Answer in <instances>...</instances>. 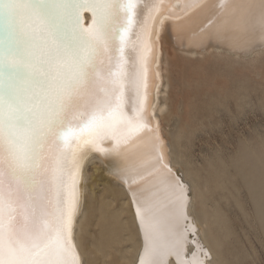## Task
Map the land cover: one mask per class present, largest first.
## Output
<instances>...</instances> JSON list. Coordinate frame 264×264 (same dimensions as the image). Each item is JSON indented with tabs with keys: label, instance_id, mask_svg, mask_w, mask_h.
I'll list each match as a JSON object with an SVG mask.
<instances>
[{
	"label": "snow or ice",
	"instance_id": "1",
	"mask_svg": "<svg viewBox=\"0 0 264 264\" xmlns=\"http://www.w3.org/2000/svg\"><path fill=\"white\" fill-rule=\"evenodd\" d=\"M253 7L264 22V0ZM157 13L158 4L140 0H0V264H81L78 161L152 131ZM156 165L171 172L163 155ZM162 183L171 189L172 219L159 242L146 193L133 197L144 239L139 264H167L171 255L178 264H204L181 259L189 228L181 225L188 220L184 186L171 176Z\"/></svg>",
	"mask_w": 264,
	"mask_h": 264
},
{
	"label": "bare ground",
	"instance_id": "2",
	"mask_svg": "<svg viewBox=\"0 0 264 264\" xmlns=\"http://www.w3.org/2000/svg\"><path fill=\"white\" fill-rule=\"evenodd\" d=\"M141 3L158 4L157 15L162 13L163 17V22L154 26L152 36L154 85L148 109L152 131L130 134L119 150L93 149L80 156L79 206L74 217L76 250L81 264H138L144 239L135 217L133 197L146 193L152 215L160 222L159 242L161 230L172 219L171 189L162 183L171 176L184 186L187 205L188 220L181 225L187 223L189 228L181 259L195 256L204 264H231V232L224 209L233 200L232 191L238 189L237 178L251 196L264 228V143L245 146L238 161L228 167L215 160L198 170L192 167L185 150L197 129L208 123L215 97L226 102L234 99V105L242 107L239 92L250 80L238 65L264 58V22L259 9L253 7L260 0ZM83 18L85 25L90 23L91 13L83 12ZM149 25L152 26L151 21ZM212 58L230 60V70L236 66L239 69L233 75L211 77L205 65ZM261 63L264 66V61ZM259 76L260 73L255 75ZM213 85L217 87L216 96ZM103 146L107 148V142ZM160 155L171 168L170 173L160 165L152 167ZM140 184L143 187L137 188ZM166 260L167 264H178L175 255Z\"/></svg>",
	"mask_w": 264,
	"mask_h": 264
},
{
	"label": "rangeland",
	"instance_id": "3",
	"mask_svg": "<svg viewBox=\"0 0 264 264\" xmlns=\"http://www.w3.org/2000/svg\"><path fill=\"white\" fill-rule=\"evenodd\" d=\"M262 61L264 58L256 63L238 65L243 67L242 73L250 80L239 92L242 96L240 109L234 105V99L226 102L215 97L208 123L197 129L185 150L190 155L193 168L203 169L209 161L215 160L225 162L228 167L233 161H238L239 152L245 146L252 147L254 144L264 143V66ZM229 62L231 61L223 58H212L205 67L208 68L207 72L211 77L233 75L239 68L236 66L230 70ZM198 63L203 62L198 61ZM259 73L260 76L255 77ZM212 91L214 96L218 95L217 87L214 85ZM230 169L232 172L233 168L229 167L228 171ZM236 182L238 189L232 191L233 200L224 209L231 232L230 263L264 264V228L259 220L260 217L256 215V208L248 191L240 184L238 178Z\"/></svg>",
	"mask_w": 264,
	"mask_h": 264
},
{
	"label": "water",
	"instance_id": "4",
	"mask_svg": "<svg viewBox=\"0 0 264 264\" xmlns=\"http://www.w3.org/2000/svg\"><path fill=\"white\" fill-rule=\"evenodd\" d=\"M140 2H141V0H140ZM141 5H142V3H141ZM84 14H86V16H87V13H84ZM83 25H85V21L84 20H83ZM88 25H89V21L87 22V24L84 27H87ZM4 38H5L4 25H3L2 20H0V41H3Z\"/></svg>",
	"mask_w": 264,
	"mask_h": 264
}]
</instances>
